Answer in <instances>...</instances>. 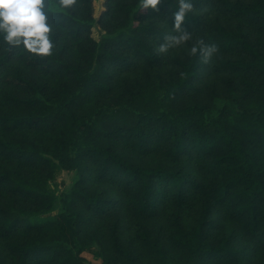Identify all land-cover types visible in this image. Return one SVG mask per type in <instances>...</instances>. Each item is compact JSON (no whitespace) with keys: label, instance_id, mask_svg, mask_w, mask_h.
Here are the masks:
<instances>
[{"label":"trees","instance_id":"16d2710c","mask_svg":"<svg viewBox=\"0 0 264 264\" xmlns=\"http://www.w3.org/2000/svg\"><path fill=\"white\" fill-rule=\"evenodd\" d=\"M93 1L75 0L65 9L59 0H46L55 6L49 17L54 41L50 55L0 42V159L10 165L0 164V264H6L3 251L14 264L88 261L81 235L83 209L102 215L117 203L89 190L90 170L97 179L115 183L140 215L155 213L159 186H167L176 197L190 188L202 198L196 224L186 229L177 223L169 234L176 254L159 235L143 230L139 237L147 258L142 260L120 241L114 223L113 252L104 254L99 264L244 261L250 245L264 248V0H219L226 16L237 23L218 22L210 34L203 32L199 15L190 12L184 21L192 35L199 33L205 43L218 45L215 69L224 85L219 106L215 90L214 101L181 103L206 65L190 52L172 58L176 73L135 78L116 91L118 72L140 61L153 66L160 60L154 40L167 34L152 17L174 24L179 0H162L159 10L141 8L142 0H117L109 11L117 17L114 28L101 40L92 36ZM197 41L192 37L187 43L191 48ZM118 141L142 152L160 148L172 160L192 155L202 163L205 177H190L183 167L134 162L116 148ZM28 167L29 175L24 173ZM58 168L80 175L61 195L48 189ZM216 205L236 223L247 246H236L232 234L207 239ZM56 210L54 217L42 216ZM70 219L73 238L67 229Z\"/></svg>","mask_w":264,"mask_h":264},{"label":"rangeland","instance_id":"374dc122","mask_svg":"<svg viewBox=\"0 0 264 264\" xmlns=\"http://www.w3.org/2000/svg\"><path fill=\"white\" fill-rule=\"evenodd\" d=\"M117 0H94L91 6V12L95 19V24L92 29V36L101 40L107 35L109 30H113L114 22L117 17L110 15V9L116 5ZM194 14L200 16L203 32L210 34L212 26L220 22L222 24L236 25L237 21L229 18L219 6V0H207L202 5H195ZM114 15V14H113ZM158 28L163 29L166 34L173 33V24L169 20L160 18L158 15L153 17ZM253 36L255 34L253 33ZM193 38L200 39V35L193 34ZM163 39V40H162ZM164 42V37H157L154 40L155 49L158 50L160 60L153 66L145 64L143 61L137 63L129 70L117 73L116 91L123 90L122 83L128 81L131 83L135 78L146 80L148 77L159 79V77H168L178 70L177 64L172 60L174 56H183L185 52H190V47L187 42L179 46L169 48L166 53L159 51V45ZM220 53L217 52L211 60L206 63L205 67L201 68V76L197 81L195 89L188 90L182 94L181 103H190L197 100L204 102L216 101L218 106L222 103L221 99L224 95V85L222 76L216 71L215 63L219 58ZM17 59L15 62L17 63ZM8 89V86L2 87ZM215 90L216 99H212V93ZM30 135H32L30 133ZM116 148L128 159L145 165L163 164L169 168L179 169L184 168L186 174L190 177L202 179L205 177V170L201 162L192 156H184L182 158L172 160L164 150L160 148H152L147 152L139 151L122 141L116 143ZM0 164L6 167L10 166L0 159ZM24 173L29 175L31 168H25ZM45 174V173H44ZM80 177L76 170L58 168L55 170L53 177L48 182V189L57 195L64 194L72 187L75 181ZM86 184L91 191L101 192L108 198L117 199V203L109 208L106 214L96 215L88 209H83L82 239L84 243L83 255L88 260L82 264L93 262L99 264L104 254H111L113 247L110 241V228L114 223L118 225V233L120 241L127 246H130L142 260L147 258V252L144 250L139 234L143 230H147L152 236L159 235L161 241L166 245L171 254H176L175 250L169 243V234L176 228L177 223H180L184 228L190 229L197 222V219L202 209V198L199 194L187 189L188 192L180 197H176L174 192L167 186H159L157 191V209L152 215H140L128 204L123 192L112 181L99 180L95 177L93 171L86 172ZM5 201L7 198H3ZM77 208H83L81 204H75ZM59 210L48 214H43V217H54ZM210 224L208 226L206 237L209 241H219L225 235H233V243L236 246L245 247L248 245V239L240 233L236 223L227 215L223 207L214 206L210 215ZM74 219L67 221L68 232L73 238ZM250 245V244H249ZM251 252L249 258L244 261L221 262L218 264H264V248L259 249L258 245H250ZM259 249V250H258ZM0 250L2 246L0 243ZM6 264H14L6 252L2 253Z\"/></svg>","mask_w":264,"mask_h":264},{"label":"clouds","instance_id":"9594fccd","mask_svg":"<svg viewBox=\"0 0 264 264\" xmlns=\"http://www.w3.org/2000/svg\"><path fill=\"white\" fill-rule=\"evenodd\" d=\"M75 0H59L60 8H69ZM162 0H142L141 8L151 6L158 9ZM54 5L46 4V0H0V42L10 47H22L27 52L47 56L52 53L54 41L50 36L53 31L49 17ZM193 0H179V7L173 12V33L164 37L159 51L166 53L169 48L179 46L192 39L191 31L187 30L184 21L192 12ZM219 51L215 43L198 40L190 48V54L199 55L203 62L208 63Z\"/></svg>","mask_w":264,"mask_h":264}]
</instances>
